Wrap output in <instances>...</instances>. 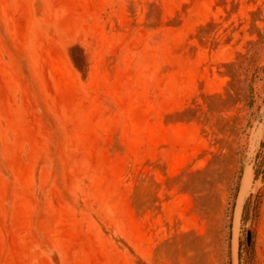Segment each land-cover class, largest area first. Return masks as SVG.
Segmentation results:
<instances>
[{
	"label": "rangeland",
	"instance_id": "1",
	"mask_svg": "<svg viewBox=\"0 0 264 264\" xmlns=\"http://www.w3.org/2000/svg\"><path fill=\"white\" fill-rule=\"evenodd\" d=\"M0 264H264V0H0Z\"/></svg>",
	"mask_w": 264,
	"mask_h": 264
},
{
	"label": "crops",
	"instance_id": "2",
	"mask_svg": "<svg viewBox=\"0 0 264 264\" xmlns=\"http://www.w3.org/2000/svg\"><path fill=\"white\" fill-rule=\"evenodd\" d=\"M214 79V78H213ZM211 83H213V80H211ZM212 85V84H211ZM210 88H209V92L210 93H213V92H215V90H214V88H213V86H209ZM220 90V88L218 87L217 88V91H219ZM206 91V90H205ZM179 170L180 169H178V173H179ZM177 172H175V171H173L172 172V174H168L169 176H176L177 174H178ZM133 245V248L135 249V250H137V253L141 256V257H145V255H153V252H145L144 250H142L143 248H137L136 249V247L134 246V244H132Z\"/></svg>",
	"mask_w": 264,
	"mask_h": 264
},
{
	"label": "water",
	"instance_id": "3",
	"mask_svg": "<svg viewBox=\"0 0 264 264\" xmlns=\"http://www.w3.org/2000/svg\"><path fill=\"white\" fill-rule=\"evenodd\" d=\"M248 242H251V233L248 234Z\"/></svg>",
	"mask_w": 264,
	"mask_h": 264
}]
</instances>
